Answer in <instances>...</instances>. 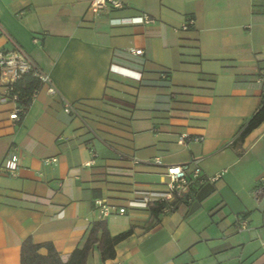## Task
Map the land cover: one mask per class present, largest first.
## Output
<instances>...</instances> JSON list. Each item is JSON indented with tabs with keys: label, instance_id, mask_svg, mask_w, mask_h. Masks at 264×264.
<instances>
[{
	"label": "crops",
	"instance_id": "1",
	"mask_svg": "<svg viewBox=\"0 0 264 264\" xmlns=\"http://www.w3.org/2000/svg\"><path fill=\"white\" fill-rule=\"evenodd\" d=\"M90 1L0 0V48L19 45L55 90L43 84L15 121L0 102V163L7 150L24 151L15 175L0 171V264H20L27 236L66 257L98 219L110 234L132 232L114 257L92 248L86 264H264V121L239 137L262 100L254 76L264 66V11L256 0H122L97 11ZM141 12L156 22L142 24ZM187 17L193 27L174 30ZM182 133L202 139L181 145ZM192 159L206 175L225 172L156 217L128 205L165 188L166 164ZM95 197L126 211L102 218Z\"/></svg>",
	"mask_w": 264,
	"mask_h": 264
},
{
	"label": "built area",
	"instance_id": "2",
	"mask_svg": "<svg viewBox=\"0 0 264 264\" xmlns=\"http://www.w3.org/2000/svg\"><path fill=\"white\" fill-rule=\"evenodd\" d=\"M110 5L112 7H122L124 2L122 0H91L89 7L93 11L99 8ZM142 24L155 23L157 17L147 12H141L139 15ZM194 25V18L187 17L179 27H174V30L185 31ZM133 55H143V48H130L128 50ZM118 68V69H117ZM111 70L125 73L129 77L140 79L141 72L124 68L116 64H112ZM123 70V71H121ZM31 72L43 84H48V92L53 93L54 87L50 84L48 74L44 72L30 56L17 44L10 48H0V102L9 104V118L13 121L19 120L26 111L29 103L37 96L39 88L34 89L28 103L20 100L18 93L14 91V84L21 77L22 74ZM255 82L259 84L262 93H264V66H259L256 69ZM65 111H70V106H64ZM64 139V137L59 136ZM202 135L189 136L182 133L178 139L181 145H186L188 141H199ZM231 142V141H230ZM229 142V143H230ZM92 150V149H91ZM92 158L84 161L82 165L90 166L94 161L96 152L92 150ZM24 151L21 147H15L6 151L2 162L0 163V171L15 175L19 166V161L23 157ZM56 161V157H45L42 159L43 164L47 165ZM132 165L138 163V159L133 156L130 158ZM156 161L159 159L156 157ZM225 172V169L214 172L212 174H204L200 164L197 160H189L183 163H170L166 164L165 171L161 177V183L165 186L163 190H147L143 191L141 197L131 199L128 201L129 206H148L151 202H164L165 204L171 203L176 197L184 196L191 199L190 191L194 185L201 184L204 181H213L220 177ZM93 205L98 211L100 217L104 218L107 215L118 212L123 213L126 211V206H119L112 203L108 197H95L93 198ZM240 223H244V219H239Z\"/></svg>",
	"mask_w": 264,
	"mask_h": 264
},
{
	"label": "trees",
	"instance_id": "3",
	"mask_svg": "<svg viewBox=\"0 0 264 264\" xmlns=\"http://www.w3.org/2000/svg\"><path fill=\"white\" fill-rule=\"evenodd\" d=\"M252 8L256 12L264 11V2L256 0L253 2ZM159 76L163 80H169L170 71L160 70ZM42 86L43 83L36 76L31 72H26L14 84V91L18 93L21 101L28 103L31 92ZM262 121H264V93H262L259 107L243 124L239 137H243ZM164 205V202H151L149 207L152 217H156ZM131 232L132 227L116 234H110L105 219L95 220L92 222L83 244L75 247L66 257H62L50 241L35 242L30 236H27L20 244V264H86L92 248L98 249L101 259L112 258L115 256L116 243L129 236ZM41 248H45L46 252H40Z\"/></svg>",
	"mask_w": 264,
	"mask_h": 264
}]
</instances>
